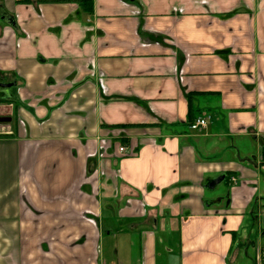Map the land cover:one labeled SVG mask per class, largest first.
<instances>
[{"label":"crops","instance_id":"0c3cea01","mask_svg":"<svg viewBox=\"0 0 264 264\" xmlns=\"http://www.w3.org/2000/svg\"><path fill=\"white\" fill-rule=\"evenodd\" d=\"M91 1L0 0V264H260L264 0Z\"/></svg>","mask_w":264,"mask_h":264},{"label":"built area","instance_id":"2783aa9c","mask_svg":"<svg viewBox=\"0 0 264 264\" xmlns=\"http://www.w3.org/2000/svg\"><path fill=\"white\" fill-rule=\"evenodd\" d=\"M209 122V116H199L194 121L190 123V128L194 130H200L206 128ZM121 151H125L126 148L124 146L120 147ZM260 264H264V250L259 253Z\"/></svg>","mask_w":264,"mask_h":264},{"label":"trees","instance_id":"16d2710c","mask_svg":"<svg viewBox=\"0 0 264 264\" xmlns=\"http://www.w3.org/2000/svg\"><path fill=\"white\" fill-rule=\"evenodd\" d=\"M81 2L89 13L93 11V3L91 0H81ZM1 103H10V100L0 97V104Z\"/></svg>","mask_w":264,"mask_h":264},{"label":"water","instance_id":"95a60500","mask_svg":"<svg viewBox=\"0 0 264 264\" xmlns=\"http://www.w3.org/2000/svg\"><path fill=\"white\" fill-rule=\"evenodd\" d=\"M11 86V84H8V83H3V82H1L0 81V88H8V87H10ZM10 117H7V116H0V122H8V121H10Z\"/></svg>","mask_w":264,"mask_h":264},{"label":"rangeland","instance_id":"374dc122","mask_svg":"<svg viewBox=\"0 0 264 264\" xmlns=\"http://www.w3.org/2000/svg\"><path fill=\"white\" fill-rule=\"evenodd\" d=\"M0 92H2V90H0ZM1 104H6V103H1Z\"/></svg>","mask_w":264,"mask_h":264},{"label":"flooded vegetation","instance_id":"af4514ba","mask_svg":"<svg viewBox=\"0 0 264 264\" xmlns=\"http://www.w3.org/2000/svg\"><path fill=\"white\" fill-rule=\"evenodd\" d=\"M4 83V82H3ZM3 88H0V90H2Z\"/></svg>","mask_w":264,"mask_h":264}]
</instances>
